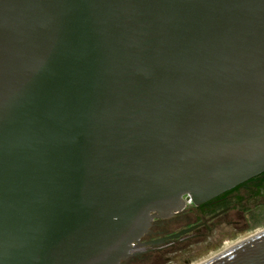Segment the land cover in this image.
<instances>
[{"label": "water", "instance_id": "obj_1", "mask_svg": "<svg viewBox=\"0 0 264 264\" xmlns=\"http://www.w3.org/2000/svg\"><path fill=\"white\" fill-rule=\"evenodd\" d=\"M262 173L264 0H0V264H121Z\"/></svg>", "mask_w": 264, "mask_h": 264}, {"label": "flooded vegetation", "instance_id": "obj_2", "mask_svg": "<svg viewBox=\"0 0 264 264\" xmlns=\"http://www.w3.org/2000/svg\"><path fill=\"white\" fill-rule=\"evenodd\" d=\"M257 191L260 192L259 195H256ZM263 201L264 188L256 186L253 182L244 183L240 189L224 193L199 207L189 206L185 211L170 219H154L143 242L166 238L183 230L192 229L176 239L141 249L136 252L135 257L121 264H154L149 261L153 254L148 255V252L158 250L161 253H167L182 248L184 245L188 248L192 244L190 241L202 240L206 236L209 241L213 233L219 232L224 237L228 235L235 237L242 234L253 228L254 224L256 225L261 214L259 211L264 210V204H260ZM253 206H255L254 209H248ZM260 230L262 229L258 231Z\"/></svg>", "mask_w": 264, "mask_h": 264}, {"label": "rangeland", "instance_id": "obj_3", "mask_svg": "<svg viewBox=\"0 0 264 264\" xmlns=\"http://www.w3.org/2000/svg\"><path fill=\"white\" fill-rule=\"evenodd\" d=\"M260 204H264V201ZM255 206L250 207L248 209H254ZM260 218L254 224V227L248 229V231H244L242 234H239L235 237L227 236L224 237L218 233H213L211 239L208 241L207 236L202 240H195L190 241L192 244L190 246H183L175 251L171 252H163L152 250L147 254L153 256L149 260L151 263L154 264H199L206 259L210 258L211 256L223 251L225 248L235 244L236 242L243 240L244 238L250 236L251 234L255 233V231L264 228V210H260ZM251 225L249 226V228ZM194 243V244H193ZM171 258V259H170ZM169 259L171 260L169 262ZM141 264V263H140Z\"/></svg>", "mask_w": 264, "mask_h": 264}, {"label": "bare ground", "instance_id": "obj_4", "mask_svg": "<svg viewBox=\"0 0 264 264\" xmlns=\"http://www.w3.org/2000/svg\"><path fill=\"white\" fill-rule=\"evenodd\" d=\"M192 228L188 229V230H183L181 232H178V233H181V235L187 233V232H190ZM185 231V232H184ZM183 232V233H182ZM264 235V229L258 231V232H255L253 234H251L250 236L244 238L243 240H240L238 241L237 243L233 244L232 246L224 249L223 251L211 256L210 258L206 259L205 261L199 263V264H203V263H208V262H212L214 260H217V259H220L222 258L223 256H226V255H229L233 252H237L238 250L244 248V247H247L249 245H251L253 242H255L257 239H259L261 236ZM173 236V235H172ZM177 237H171V238H168L166 240H164L163 242L167 241V240H170V239H176ZM163 239V238H161ZM156 240H160V239H156ZM163 242L161 243H156L155 245H159V244H162Z\"/></svg>", "mask_w": 264, "mask_h": 264}, {"label": "trees", "instance_id": "obj_5", "mask_svg": "<svg viewBox=\"0 0 264 264\" xmlns=\"http://www.w3.org/2000/svg\"><path fill=\"white\" fill-rule=\"evenodd\" d=\"M262 178H264V173L260 174L259 176L255 177V178H253V179H251L245 183H252L253 182L256 186H261L262 188H264V179L262 180ZM241 187H242V185L236 187L235 189H233V191L240 189ZM259 191H257L256 195L260 194ZM226 193H228V192H226Z\"/></svg>", "mask_w": 264, "mask_h": 264}, {"label": "built area", "instance_id": "obj_6", "mask_svg": "<svg viewBox=\"0 0 264 264\" xmlns=\"http://www.w3.org/2000/svg\"><path fill=\"white\" fill-rule=\"evenodd\" d=\"M185 200L189 206H192V201L188 196L185 197Z\"/></svg>", "mask_w": 264, "mask_h": 264}]
</instances>
